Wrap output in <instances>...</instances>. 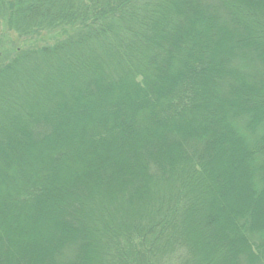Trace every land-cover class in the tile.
Instances as JSON below:
<instances>
[{
  "label": "trees",
  "instance_id": "trees-1",
  "mask_svg": "<svg viewBox=\"0 0 264 264\" xmlns=\"http://www.w3.org/2000/svg\"><path fill=\"white\" fill-rule=\"evenodd\" d=\"M0 264H264V0H0Z\"/></svg>",
  "mask_w": 264,
  "mask_h": 264
},
{
  "label": "rangeland",
  "instance_id": "rangeland-1",
  "mask_svg": "<svg viewBox=\"0 0 264 264\" xmlns=\"http://www.w3.org/2000/svg\"><path fill=\"white\" fill-rule=\"evenodd\" d=\"M23 42L16 37V35L10 31L4 30L3 26L0 30V58L2 55L6 53V56L9 57L11 54H9L7 51L12 49V46L21 47L23 46Z\"/></svg>",
  "mask_w": 264,
  "mask_h": 264
}]
</instances>
